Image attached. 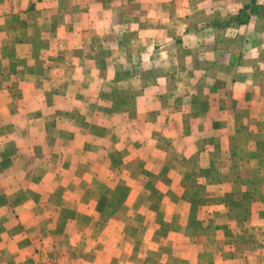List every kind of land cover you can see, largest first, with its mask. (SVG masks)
I'll use <instances>...</instances> for the list:
<instances>
[{
	"label": "rangeland",
	"instance_id": "1",
	"mask_svg": "<svg viewBox=\"0 0 264 264\" xmlns=\"http://www.w3.org/2000/svg\"><path fill=\"white\" fill-rule=\"evenodd\" d=\"M126 2L121 16L120 7L84 1L97 23L84 21L83 38L63 41L54 29L44 42L34 40V50H21L28 59L19 64L38 85L28 101L0 96L3 264L9 256L17 264L31 256L34 264L77 257L111 264L144 254L143 264H152L149 254L157 251L178 255L164 264H186L199 249L194 238L208 231L198 221L217 209L215 191L233 166L222 162L235 131L223 125L244 119L235 112L233 66L225 70L218 38L203 33L225 20L195 17L185 33L172 35L174 47L153 46L163 39L151 35L153 44L137 48V33L128 29L142 17L137 2ZM60 5L40 3L33 21L58 14ZM66 9L76 10L73 2ZM67 20L73 27L74 17ZM89 39L101 49L82 54L77 43ZM115 105L127 118L121 137L109 131L122 119L118 111L109 117Z\"/></svg>",
	"mask_w": 264,
	"mask_h": 264
},
{
	"label": "crops",
	"instance_id": "2",
	"mask_svg": "<svg viewBox=\"0 0 264 264\" xmlns=\"http://www.w3.org/2000/svg\"><path fill=\"white\" fill-rule=\"evenodd\" d=\"M49 1L62 3L57 8L59 13L54 15L51 12L50 16L45 14L41 21L34 22L33 15L41 8L40 3ZM84 1L89 3V7L98 4L109 5V10L113 5L120 7L121 16L123 11L129 8L126 0H0V96L2 99H15L19 96L24 101H28L33 97L38 84L27 76L28 71H23L25 65L19 62L25 64L28 58L21 50H34L36 38L44 42L48 32L56 29L61 33L59 38L63 41L72 40L71 35L79 37V41L87 34L89 25L94 28L97 22L92 24V10L82 4ZM253 1L256 5L264 7V0H134L137 2L135 6L139 17L142 18L130 23L128 29L137 33L136 40L131 37H127L129 38L127 40H135L136 43L133 44L140 48L146 43L153 44L146 41V36L154 35L157 38L154 41L159 39L163 41L155 42L153 46L172 48L174 47L171 43L172 35L176 32L185 33V28L190 26L189 23L196 22L195 17L203 16V22H221L237 15ZM70 2L74 3L76 10L66 9V3ZM191 4L192 8L187 9ZM194 4L197 6L195 7ZM194 9H199L197 10L199 13L195 14ZM46 13H49V10ZM71 17H74L73 27L67 20ZM85 20H90L88 27L84 26ZM180 26H182L181 30ZM210 32L218 38L219 49L222 51L220 62L225 70L226 67L233 66V102L237 107L235 112L244 116V119L241 122H228L226 126L223 125L228 130L235 131L231 155L223 156L222 162L223 165L232 163L233 166L223 171L221 183L215 191L216 196L220 198L217 209L214 211L210 209L208 217L198 221L199 224L204 225L203 229L208 231L194 238L195 246L199 249L188 256L187 263L264 264V200L259 198V195L264 194V92H262L264 91V15L252 16L243 25L203 31L204 34ZM77 46L82 54L88 46L92 47L93 51L101 49L95 39L82 40ZM17 75V79L11 80V77L15 78ZM17 89L20 90L19 93ZM8 105L11 103L8 102ZM13 111L14 109L10 110L12 113ZM115 111L119 112V118L122 119L118 121L119 124L110 122L112 125H109V131L115 133L114 136L121 137L123 133L118 131L123 127L127 131L126 113L125 109L119 111L117 105L112 106L109 109L111 119ZM239 129L243 131L240 134L237 132ZM213 212L217 213L211 217L210 213ZM209 230L217 232L213 235ZM32 251H34L33 247L25 253L26 260L31 256ZM155 253L149 254L153 257L152 264H164L162 259L165 257L168 258L164 261L172 262L178 256L177 254L172 256L173 252L168 256H165L168 253L161 255L160 251H157V255ZM145 256L147 255H141L143 259L140 261V257L133 260L125 255L116 258V262L111 264L134 262L143 264L146 261ZM2 257L0 264L4 262V256ZM17 260V256H9L8 264H17ZM33 260L31 256L25 264H34ZM60 260V258H45L42 259V264H61ZM73 264H103V261L100 257H97L95 262L85 257H77Z\"/></svg>",
	"mask_w": 264,
	"mask_h": 264
},
{
	"label": "trees",
	"instance_id": "3",
	"mask_svg": "<svg viewBox=\"0 0 264 264\" xmlns=\"http://www.w3.org/2000/svg\"><path fill=\"white\" fill-rule=\"evenodd\" d=\"M262 15H264V7L256 5L255 1H253L251 4L246 5L237 15L228 18L225 22L220 23V25L218 23H212L209 26L220 29L230 25H243L246 24L252 16Z\"/></svg>",
	"mask_w": 264,
	"mask_h": 264
}]
</instances>
